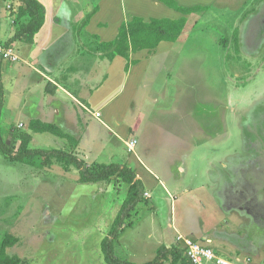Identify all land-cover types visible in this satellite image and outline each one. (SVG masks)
I'll use <instances>...</instances> for the list:
<instances>
[{
	"label": "rangeland",
	"instance_id": "374dc122",
	"mask_svg": "<svg viewBox=\"0 0 264 264\" xmlns=\"http://www.w3.org/2000/svg\"><path fill=\"white\" fill-rule=\"evenodd\" d=\"M17 4L0 0L3 42L9 40L5 34L12 27L5 13L15 12ZM94 6L98 9L96 0H63L55 22L67 27L73 44L46 70L68 91L79 94V101L69 102L68 108L79 112L73 134L83 138V145L71 148L49 133H33L30 147L72 150L86 164L94 163L88 161L92 157L88 150L95 154L103 149L102 164L118 162L123 155L130 159L149 195L144 193L146 201L124 220L115 248L119 257L150 261L161 244L175 243L176 229L203 243L210 240L206 244L224 257L248 255L254 264H261L264 0H216L208 11L185 15L176 52L189 57L180 56L174 67L166 66L164 57L152 60L153 65L158 63L149 68L147 77L160 79L161 91L155 100L145 99L148 111L136 118L139 123L128 138L136 139L134 151L108 141V132L87 115L81 101L103 79L108 62L99 57L101 52L92 54L98 43L84 29L73 34V26L80 25ZM0 84L5 105L0 126L6 139L16 136L18 143L27 124L19 127L17 120L27 118L32 102L46 104L49 93L56 95L55 89L48 86L45 92L43 81L26 78ZM6 115L11 119L7 121ZM209 119L212 125L207 126ZM5 125L11 126L7 133ZM78 176L74 166L65 169L54 162L51 167H34L13 162L0 151V244L8 235L17 239L6 248L8 254L19 256L23 264H100L96 252L102 232L110 228L127 185L117 191L114 179L81 183Z\"/></svg>",
	"mask_w": 264,
	"mask_h": 264
},
{
	"label": "crops",
	"instance_id": "0c3cea01",
	"mask_svg": "<svg viewBox=\"0 0 264 264\" xmlns=\"http://www.w3.org/2000/svg\"><path fill=\"white\" fill-rule=\"evenodd\" d=\"M38 1L44 5L45 15L43 25L34 35V43L32 45L19 41L5 47L6 42H3L0 38V47L5 49L10 48L17 56V59L12 60L11 57H3L0 54V81L5 84L7 79H12L15 83L19 78H26V81H43V84L46 85L44 87L45 92L48 86L54 88L56 95L49 93L47 95L49 100L46 104L38 106L34 103L35 101L32 98L31 100L34 102H32L30 106L31 108H28L29 111L27 113V118L25 120L20 118L17 120L16 125L20 122L28 124L31 119L51 122L58 125L66 133L75 137L78 141L76 145H83L81 144L83 138H79V135L75 136L73 134V131H75L73 126L76 127L77 122H79V112H70V108H68L73 101H79V94L71 93L67 90L68 88L64 83L58 80V77L52 79L48 73H46L47 67L53 64V58L60 55L65 47L67 48L69 46L70 48L73 44L67 27L55 22L61 12V3L63 0ZM174 1L179 6L183 7H193L197 5L208 6V9L205 10L208 11L209 5L216 0ZM96 3L98 9L91 15L87 25L84 27V32L90 39L99 43L113 40L117 36L121 23L131 19L133 16H139L144 20H149L153 17L175 19L183 15V13L169 7L161 0H96ZM192 14L194 13H191L190 15ZM5 15H9V22L12 23L11 29L5 34L7 39H9L17 29V24L25 22L26 19L17 20L16 14L9 13V11H7V14L5 13ZM3 16L4 14L0 12V37L2 33L1 22H3ZM5 32L6 30L4 33ZM176 47V41H161L153 49H141L131 53V59L136 60L137 62L131 65L127 72L124 70L126 60L121 56H115L112 60L106 63L105 76L98 84L90 89L86 94V97L82 100H85V103L83 102V104L88 112L87 115L96 119L106 130V133L108 132L107 136H110L108 141L111 140L114 143L118 141L121 143L122 149H124L125 146L128 151H134L137 143L136 139L132 138L128 140V138H130L131 134L136 129L137 123H139L137 121L139 116L143 111H148L145 99L148 97L149 99L152 98L155 100L156 94H159L161 91L160 79H157L155 76L147 77L148 70L150 67H155L158 63L157 60L162 57L167 58L166 66L172 67L175 66V61L179 60L180 56L181 58L189 57V55H180V52H176ZM154 58H157L155 65L152 64ZM16 65L20 66L15 68ZM9 71L12 74L14 73V76H12ZM148 98L147 101L149 100ZM153 100L152 102H155ZM69 102H71V104H69ZM43 105H46V107L43 108ZM3 107H5L4 104ZM67 111L69 112L68 115ZM96 113H99V116H96ZM132 114L134 115L133 117L131 116ZM71 116H73L75 120L73 122L72 119V122H70L72 126L69 125ZM88 116H86V120L90 122ZM5 119H11V117L6 115ZM5 119H2V121ZM209 120V124L205 122L207 126L212 125V120ZM203 124L202 126H204ZM87 129L89 130V125L87 126ZM210 129L212 131V127ZM132 140H135V144L132 149H129L127 143ZM87 149H89V147ZM88 153L89 156L91 154L92 157H94L92 158L90 156V159L88 156L90 159L88 161L102 163L99 160L101 159L100 157L103 153V149L95 154L88 150ZM114 154L116 155L115 152L112 153V155ZM112 155L111 161L113 160ZM129 160V158H126L123 155L117 160V163L128 165L135 171L136 176L141 179ZM145 193L149 195V191L146 188ZM175 231L179 232L176 229ZM252 264H254V262H252ZM261 264H264V262L262 261Z\"/></svg>",
	"mask_w": 264,
	"mask_h": 264
},
{
	"label": "trees",
	"instance_id": "16d2710c",
	"mask_svg": "<svg viewBox=\"0 0 264 264\" xmlns=\"http://www.w3.org/2000/svg\"><path fill=\"white\" fill-rule=\"evenodd\" d=\"M18 2L15 12L16 19H26L21 23L13 36L6 42L8 47L12 42L23 41L32 45L34 35L39 31L44 22L45 8L38 0H16ZM166 5L183 13L179 18H150L144 20L142 17L133 16L131 19L123 21L118 29L117 36L107 42H97L98 46L93 47V51L101 52L100 58H106L108 61L115 56H121L126 60L124 66L127 72L131 65L137 61L131 59L130 54L141 49H153L161 41H176L184 32L187 18L185 15L191 13H201L208 9V6H179L174 0H161ZM97 10L94 6L84 20L73 26V34L76 35L79 27L84 29L91 15ZM235 48L238 49L237 30L234 32ZM1 85V84H0ZM85 103V100H82ZM3 106V93L0 86V115ZM10 127L5 128V133ZM11 132V131H10ZM33 133H49L60 139H64L71 148L78 141L75 137L63 131L58 125L51 122H43L39 119H31L27 124V129L18 136V143L15 141L16 136L5 138L2 127L0 126V151L9 160L20 162L34 167L44 168L51 167L54 162L61 163L65 169L74 166L78 169V181L81 183H92L100 181L113 180L115 190L123 184L127 185V191L123 201L113 219L110 228L103 231L96 257L100 264H192L184 254L183 248L174 243L171 245L161 244L156 250V256L147 262L136 263L128 259L119 257L115 253L116 244L120 233L124 230V220L135 209L137 205L146 201L144 197L145 187L135 171L126 164L112 162L102 164L94 162L86 164L78 159L72 150L65 148H31L29 143ZM17 143V144H16ZM17 242L13 236H6L0 244V264H23L21 258L17 255H10L6 248ZM118 245V244H117ZM248 256V255H247ZM250 257V256H249ZM251 258V257H250Z\"/></svg>",
	"mask_w": 264,
	"mask_h": 264
},
{
	"label": "built area",
	"instance_id": "2783aa9c",
	"mask_svg": "<svg viewBox=\"0 0 264 264\" xmlns=\"http://www.w3.org/2000/svg\"><path fill=\"white\" fill-rule=\"evenodd\" d=\"M0 54L3 57H11L12 60L17 59V56L10 48L5 49L0 47ZM18 126L22 127L23 123L20 122ZM134 144L135 140H132L127 143V146L129 149H132ZM205 242H210V240ZM175 243L183 248L184 254L192 264H252V260L249 256H235L233 258L224 257L213 248L209 247L208 244L197 241L195 238L181 232H176Z\"/></svg>",
	"mask_w": 264,
	"mask_h": 264
}]
</instances>
